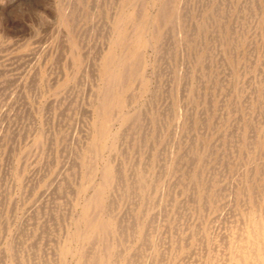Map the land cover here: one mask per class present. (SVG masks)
<instances>
[{"label": "bare ground", "instance_id": "6f19581e", "mask_svg": "<svg viewBox=\"0 0 264 264\" xmlns=\"http://www.w3.org/2000/svg\"><path fill=\"white\" fill-rule=\"evenodd\" d=\"M217 1L188 13L197 18L190 28L185 9L192 7L184 0H105L96 5L104 13L96 28L102 45L81 54L75 47L67 55L60 50L72 64L59 55L42 69V44L26 58L27 69L4 75L0 264H264V86L256 112L243 114L253 107L248 89L258 80L252 70L260 69L244 62L242 81L220 79L197 49L206 34L214 40L219 31L235 48L247 45L238 29L256 22V5L244 0L233 9L239 22L224 21L216 32L210 18L231 11ZM20 2L0 3V16L7 18ZM55 14L43 27L62 49L68 40ZM255 27L264 30V20ZM181 48L196 51V60L182 54L172 66ZM148 49L157 55L154 71L165 77L155 90L146 76ZM42 88L65 95L49 104L51 119L33 127L27 118ZM13 121L20 124L14 132ZM14 185L28 195L20 214Z\"/></svg>", "mask_w": 264, "mask_h": 264}, {"label": "rangeland", "instance_id": "374dc122", "mask_svg": "<svg viewBox=\"0 0 264 264\" xmlns=\"http://www.w3.org/2000/svg\"><path fill=\"white\" fill-rule=\"evenodd\" d=\"M6 1H8V0H5V1L0 0V3L6 2ZM20 1H21L20 2L21 4L19 3L20 7L17 6L15 9H13L14 11L11 10V12H9V14L6 16L7 18H4L5 21H3V37H2V42H0L1 43V45H0V49H1L0 50V67H1L0 68V83L5 78V76H4L5 74L9 78H11V77H14L17 73L22 72L24 69H27L28 61L26 58H28V56L31 57V54L33 53L34 48L35 49H41L42 47H40V46H42V44H45L46 46L43 45V46H45L44 54L40 55L38 64L42 69H44V68L47 69V67L50 68V64H51L50 59H53L56 56L58 57L59 55L61 57V63H66V64L68 63V65L72 64L70 62V60L67 61V59L64 55L60 54L61 53L60 50L61 51L63 50V54L66 53L65 55H67L70 52L71 47H75V49L77 50V53L81 54V53H86L88 51V49H90L89 51L93 50V46H95V45L97 46V43L99 41H100L101 45H102V43H104V42H102L101 36H99V31H97L98 29H96V28H100L103 25V19L102 18H104V16H103L104 13L101 9L96 7V5H101V7H102V3L105 2V0L104 1L103 0H33L34 2L32 0H20ZM148 1L149 0H146V2H148ZM205 1L206 0H184V2H185L184 5H186V7H188V6L192 7L189 9H187V8L185 9L186 14L191 13V11L193 13L195 12V14H197L199 11L201 12V10L205 11V9L207 8V5H204V4H206ZM243 1L244 0H219L216 2V5H218V6H221L224 3H228L231 7L230 15L227 16V18L223 17V18H220L218 21H216V18H210L211 19L210 22L213 26H215L214 29L216 32L218 29L222 28V26L224 25V21H226L225 24L228 23L229 25H232V27H234L236 21L239 22L240 17L237 16V12L233 11V9L236 7H238V8L241 7L244 3ZM207 2H208V0H207ZM148 4H149V2H148ZM58 5H59V9L53 8L55 6L58 7ZM254 5H256L254 7V13H255L254 19L256 22L255 23L252 22V24H250V26L245 25V27L238 29L240 32V33L239 32L238 33L241 34L242 37H245L247 40H249L247 45L244 43V44H242V46H239V48H235V46L233 44L230 45L227 42V40H225L224 34H221V32L219 31L220 35L218 34L217 36H214L215 41L211 39L210 35L206 34V36L202 39L203 42L201 41L200 45H198V47H197L198 50H200V48H202L205 55H207L209 57V60L211 61V69H212V71L214 70L213 72H215V75H218L220 77V79L222 77L224 78L226 76L228 78V80L230 82H232L236 76L237 77L240 76L241 77L240 81H242L243 72L245 73V68H246L244 65V62H246L248 64V66L250 64V70H251V64L258 67L256 69H260V70H254V69L252 70V73L257 75L256 80H258V81H256L255 84H251V87H253V88L248 89V90H250V92L252 91V101H253L252 102V104H253L252 108H254V109L250 108L248 111L244 110L245 112L243 111V114L244 113L246 114V115H244V117H250V115L254 111L256 112V108L258 106L257 102H258V99H261V96L263 93V86H264V71H263V69H264V48H263L264 47V42H263L264 41V30L262 29V31H263L262 32L260 28L257 27V29H256V27H255L257 25L258 21L260 22V21L264 20V18H263L264 17V8H263L264 7V0H257V1L254 0ZM38 6H40V7H38ZM91 6H93L94 8L92 7V9H91ZM218 6H216V7H218ZM150 8L151 7H149V8L147 7L148 12L149 11L155 12L156 9H153V8L150 9ZM54 14L58 17V22L60 21L59 22L60 35H62V37H64V38L66 37L68 40L65 42L66 47H62V49L58 48V44L56 41L51 40V38L49 36L50 32L48 33V31H46L43 27L44 20L49 19V18H50V20H52L53 19L52 15H54ZM46 15L48 16V18H46L47 17ZM90 15L93 17H91ZM237 17L239 20L237 19ZM62 18H65L64 22H63ZM100 19H102V20H100ZM196 19L197 18L195 15H194V17L193 16L190 17V15L188 14V17L185 20V24L188 27L192 28V27H194V23H195ZM33 26H34V28H33ZM91 28H93V29H91ZM21 31H23V32H21ZM65 31H67L66 32L67 34L65 33ZM15 37L19 38V39H16ZM40 37L42 40L40 39ZM44 38H45V40H44ZM47 38H50V39H48L49 41L47 40ZM36 39H37V41H36ZM54 45H56V46H54ZM35 49H34V52L36 51ZM181 49L183 52L180 51V49H179L178 55L174 59L173 58L170 59V64H172V66L179 65L178 63H180V56L182 54L187 56L188 60L192 61V63L195 62L196 56H197L196 51L195 52L190 51L188 48L185 51L183 50V48H181ZM248 49H250V50H248ZM48 51L50 53H48ZM26 52H27V54H26ZM57 52L59 54H57ZM187 52H188V55H187ZM191 52H193V53H191ZM215 52H216V55H215ZM231 54H232V56H231ZM253 54H255L256 56ZM12 55H14V56H12ZM43 55H45V56L43 57ZM229 55L232 57L231 60L229 59ZM151 56H152V58H151ZM246 56L247 57L250 56V58H247ZM146 57H147V61H148L147 68H146L147 69L146 76H147L149 82L151 83L150 84L151 89L155 90L157 85L160 84V81L161 80L163 81L165 79V77L159 78L160 75L156 74V72L154 71L155 69L153 68V66L155 65L156 57H157V55L155 54V51H153L152 49H150V50L148 49V51L146 53ZM217 58H219V59H217ZM234 58L237 59L238 61L239 60L240 61H239L238 67L234 68L233 71H231V69L229 70L227 68H229L228 65H231V68H232V64L230 62ZM28 59H30V58H28ZM242 61H243L242 64L244 66L241 65V63H240ZM5 63H6V65H5ZM41 63H43V64H41ZM17 64H19V65H17ZM226 64H227V66H226ZM247 64H246V66H247ZM15 67H18V68H15ZM70 67H73V66H70ZM75 67H74V69L76 70L77 67L76 68ZM222 70H226V72L224 73ZM53 71L55 73H52V76L56 77V75H57L56 69H53ZM241 71H243V72H241ZM13 72H14V74H13ZM154 74H156V75H154ZM154 84H157V85H155L156 87L154 86ZM42 90L44 91L43 97L41 99H37L38 101L34 100L32 102L33 106H34V110H33L34 114H32V118H30V119L27 118V120L31 121L30 122L31 124L30 123L29 124L33 127H35V126L39 127L40 122L42 120H46V117L48 119H51V118H49L50 112L48 113V110H47L49 104L56 97L60 98L61 95H63V96L65 95V93H61V94H59V96H56L50 90H47L45 88H42ZM47 95H49V96H47ZM143 97L144 98H148V97L150 98V95L148 94V96L145 95ZM45 98H46V101H45ZM143 99H141V102H143ZM164 101H165V99H163V102ZM42 105H43V107H42ZM18 107H20V106H18ZM22 107H20L18 109L21 111ZM37 111H38V114H37ZM48 114H49V116H48ZM45 115H47V116H45ZM24 120L26 121V118ZM17 123L19 124V122H16V121L12 122V124H13L11 127L12 132L16 131L18 129V127L20 126V124L18 125ZM51 123H52V120H51L50 124ZM17 125H18V127H17ZM51 125L53 126V124H51ZM56 125L57 124L55 123L54 126L56 127ZM24 141L27 142L26 137H23L22 140L18 141V145L24 146V144H23ZM6 144L11 146L13 144V140H11V138H8ZM18 145H17V150L19 149ZM5 156H2L4 158V160L6 158ZM6 160H7V158H6ZM6 160H5V162L3 161V165L4 164L5 165L4 166L2 165V166L5 167V169L6 168L10 169L9 164L7 163ZM13 188H14L13 194L15 196V199H16V202H17V205L19 208L18 212L20 211L19 212V214H20L26 205L24 198H27L28 195H26V197H24L20 188L17 187L16 185H14ZM19 194L21 195V197ZM19 206H21V207H19Z\"/></svg>", "mask_w": 264, "mask_h": 264}]
</instances>
